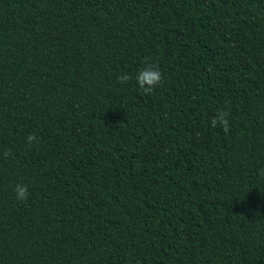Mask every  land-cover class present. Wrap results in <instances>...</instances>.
Here are the masks:
<instances>
[{
    "label": "trees",
    "instance_id": "trees-1",
    "mask_svg": "<svg viewBox=\"0 0 264 264\" xmlns=\"http://www.w3.org/2000/svg\"><path fill=\"white\" fill-rule=\"evenodd\" d=\"M261 169L264 0H0V264H264Z\"/></svg>",
    "mask_w": 264,
    "mask_h": 264
},
{
    "label": "clouds",
    "instance_id": "clouds-1",
    "mask_svg": "<svg viewBox=\"0 0 264 264\" xmlns=\"http://www.w3.org/2000/svg\"><path fill=\"white\" fill-rule=\"evenodd\" d=\"M131 79L132 77L128 73H121L117 76V82L120 84H125ZM136 82L139 88L144 92V94L149 95L152 94L158 86H163L164 79L159 67L148 63L146 67L140 69L136 74ZM229 115V111L218 109L215 117L211 120V126L213 128L220 126L226 134L229 133ZM26 139L29 145L33 144V142L37 144L39 143V138L35 133H30ZM12 155L13 153L11 152V150L4 152L5 157H9ZM260 175L264 176V169L260 170ZM14 191L16 194V199L19 201L26 202L31 195L28 190V186L22 183L16 184Z\"/></svg>",
    "mask_w": 264,
    "mask_h": 264
}]
</instances>
